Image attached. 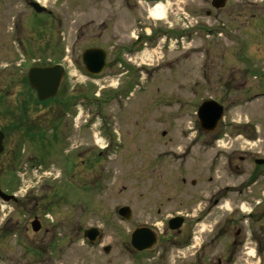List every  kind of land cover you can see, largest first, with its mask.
Masks as SVG:
<instances>
[{"label": "flooded vegetation", "instance_id": "1", "mask_svg": "<svg viewBox=\"0 0 264 264\" xmlns=\"http://www.w3.org/2000/svg\"><path fill=\"white\" fill-rule=\"evenodd\" d=\"M16 1L27 9L25 13L13 9L15 5L12 6L11 0H0L2 7H8L0 12L14 13L17 17L15 25H8L9 27L5 28L0 26V132L3 135L0 142V212L2 211L0 241L9 244L11 238H14L13 246H17L18 240L26 241L24 254L28 255V251H34L37 253L36 257L46 258L47 250L50 249L51 252H59L62 255L61 264L75 262V264H86V255L89 259L92 258L96 251L95 247L100 245L104 253L111 251L109 245L101 243L103 229L100 224L83 225V217L88 214L83 213L82 217L79 213H75L69 217L72 219L65 220L62 217L60 220L51 221L52 219H45L38 213H34V207L37 208L38 205L45 207L49 195L46 192L48 184L41 180L45 176V171L40 170L43 168L41 161H45V155L48 153L44 154L43 145L40 152L34 151L33 131L49 128L53 136L57 137V150L59 149L56 154H50L51 158L54 156L71 158L77 180L73 183V187L76 190H91L95 197H101L99 202L91 201L90 217L99 215L104 220H109L111 215L109 210L113 208L114 213H112L118 216L119 220H130H125L119 215V209L122 206L132 209L128 203L116 202L111 207L109 202L102 201L112 197L103 191L108 189V178L115 170L119 171L124 179L120 195L123 193L127 198L128 179L132 181V185L135 184L134 186L146 194L144 202L138 204L141 209L152 210L156 202L160 205L161 202L158 200H161V194L166 192L170 194L165 199L175 201L177 191L185 194L184 197L190 207L198 206L199 203L204 204L200 210L201 213L185 215L176 213L170 216L169 218L179 215L184 218L180 228L176 230H171L166 225V229L160 231L156 222L140 220L130 230L139 226L147 227V234L142 237L138 245L150 246L143 250L133 247L130 243L129 230L122 235L120 241L123 255L126 254L139 264H150L151 261H154V264H251L252 261L240 262V259L245 260L242 256L247 254L248 250H245L251 249V246H246L248 243L246 239L252 237L255 239L256 236L255 230L252 232L250 225H248V233L246 232L243 221L251 220L253 223H258L264 218V195L260 192L258 200L252 197L254 204L246 219L240 218L237 211L232 212L238 205L234 202L239 201L244 190L261 181L264 183V164L256 162V159L264 158V156L256 155L258 151L253 152L250 149H246L241 154L238 149L230 148L232 142L237 139L234 130L239 131L240 125L219 123L220 125L210 132L202 129L200 125L188 126L184 128L185 138L183 139L167 136L168 129L172 125H158L159 127L151 128V131L155 129L151 138H143L135 144L131 142L129 146L122 143L119 134L121 132L115 125H98V127L95 126L94 132L100 134L105 144H98L96 140L91 143L72 145L70 136L75 134L76 129L75 125L63 123L65 113L63 99L57 114V125H48L47 120H39L36 125L32 124L31 104L34 91L29 83V76L33 68L62 63L61 59H65L64 51L67 49L64 46L63 37L49 34L47 18L38 20L35 27L32 25L34 15L32 2H38V0ZM263 10L264 0H186L183 10L178 12L179 22L173 19L174 24H172L165 19L164 24L159 23L158 26H142L135 36L130 35L128 43L117 45L120 47V52H117L119 50L114 47L116 53L107 57L104 71L113 76H123L128 80H134L153 78L157 75L154 73L155 69L163 68L167 72L163 76L165 78L182 80L189 75L190 79L193 77L192 70L186 67L185 62H189L191 56L195 54L202 56V63L199 64L200 71L196 70L194 74L196 78H209L211 69L215 67L218 72L222 65L255 66L257 34L264 36ZM90 25L96 28L97 33L90 39L92 42L75 55L74 58L78 63H81L85 48L105 49L98 44L106 32L107 25L104 21L96 22L94 19H89L85 24L79 25L77 36H81L80 31L84 26ZM241 25L244 29L248 28L246 39L238 36ZM197 37L203 40L199 46L192 42V39ZM220 39L227 41L229 46L237 44L236 49L225 51L222 47L219 51L216 41ZM36 40L40 41L39 45H36ZM172 47L176 51L179 50L176 55L172 57L167 54V58L157 61L160 63H157L155 67H152V64L137 61L139 55L144 56L157 49L164 53L162 50L167 51ZM34 48L37 54L33 53ZM217 50L220 53L214 56ZM1 55L5 56L1 57ZM219 75L221 76L220 73ZM61 85L62 82L59 91L62 88ZM41 103L44 104L45 101ZM135 126V130L139 129V125ZM83 128L90 129L91 125H83ZM193 129H196V133L190 137ZM224 130L231 132L225 134ZM128 133L131 134V131ZM226 144L229 146L226 147ZM179 145H181L180 148ZM245 162L252 164V168L247 173L243 170V165L241 166V163ZM220 169L224 173L225 171L233 173L237 177L246 174V180L236 185L216 187L213 193L206 194L209 183L217 176L212 174ZM132 173L134 175L129 176ZM35 178L37 179L34 180ZM117 183L114 181V185ZM227 192L232 205L235 206L230 211V216L208 220L212 211L222 206ZM252 192V190H246L244 197L250 196V193L252 195ZM247 198L250 199L251 196ZM74 204L79 206V203ZM159 210L156 207V213H159ZM205 220L209 221L210 228L206 233L196 235L198 232L196 227ZM259 227L262 225L260 224ZM20 232H24L23 237L19 235ZM33 238L38 239L42 244L34 247ZM54 240L58 241L59 247L54 245ZM249 243L255 244L252 241ZM71 244L77 245L78 248V253L73 249V252L77 253L76 260L70 259L69 256L65 260V251ZM66 252L71 254L72 250ZM177 253H182L178 260L175 258ZM170 258H172L171 261ZM109 262H112L111 259ZM89 263H91L90 260Z\"/></svg>", "mask_w": 264, "mask_h": 264}, {"label": "rangeland", "instance_id": "2", "mask_svg": "<svg viewBox=\"0 0 264 264\" xmlns=\"http://www.w3.org/2000/svg\"><path fill=\"white\" fill-rule=\"evenodd\" d=\"M39 1L47 7L50 14H48V17L44 13L34 14L32 16V25L35 27L39 22L38 20H41V18H47V24L50 30L49 34L63 37L64 46L67 50L64 51L65 57H63L65 59L61 60L66 67V74L62 81L60 93H58L53 99L42 104L36 101L35 95L33 96L31 104L32 124L36 125L39 120H47V122L54 124L57 114L60 111V100L62 98H71L72 100L69 105L65 106L64 104V109H68L66 110L67 115H65L66 112L64 113L65 116L63 123L64 125H75V134L70 136V144L72 145H78L79 143L82 144L84 142L91 143L96 140H98V144H105L104 139L99 136L100 134L94 132L95 126L98 127V125H115V127L119 128V131L121 132L119 133L120 140L123 144L128 146L131 142L135 144L136 141H141L143 138H151L155 131V129L154 131H151V128L153 126L159 127L158 125H172L168 129L167 136L173 139H183L185 138L183 135L185 132L184 128L198 125L195 112L199 103L204 99L212 98L214 100L224 101H222L224 104V117L221 121L222 125L224 123H238V125H240L239 131L234 130L237 139L232 142L233 144L231 143L232 145L230 148L238 149L241 154L244 153L246 149H250V151L253 152L258 151L255 153L256 155L264 156L263 34H257L256 54L254 57L256 65H222L220 66V72L218 71L221 76L215 70V67H213L209 78H196L194 74L196 70L198 72L200 71L199 64L202 63V56H200V54H195L191 56L189 62H185L186 67L189 70H192L191 73L193 74V77L190 79L188 78L189 75H187L186 77H183L182 80H171L168 77H163L167 73L163 68H156L154 73L157 75H155V77L146 80L138 79L140 81L137 80L135 81L136 83L131 82L124 77L121 78L110 75L109 73H104L102 77H98L91 81L83 75L82 64L78 63L74 57L92 42L90 39L96 35L95 33H97V30L96 28H92L91 25L89 27L84 26L83 30L80 31L82 32L81 36H77L79 34V32H77L79 25L85 24L89 19H94L96 22L104 21L107 25L106 32L103 34V37L99 40L98 44L114 54V47L119 50L117 52H120L121 50L119 46L123 43L126 44L130 35L133 34L132 36H135L137 31L144 25L149 27L158 26L159 23L164 24L163 22L165 19L172 24H174L173 19L177 20L176 22H179L177 18L178 12L183 10L186 0H166L162 3L160 2L163 5V8L159 16L152 15V9L155 4L150 2L136 3V0H111L109 2H105L104 0ZM11 3H13L12 6L15 5L13 9H16L17 11L21 10V13L27 11L19 1L11 0ZM5 9H8V7L4 8L0 5V11ZM5 12H0V26L5 28L8 25H15V20L17 22L16 15L14 13ZM210 22H212V20H210ZM238 30L239 37H242L243 39L248 37L247 27L244 29L241 25ZM5 33L12 34L11 32ZM33 37L35 38V35H33ZM202 41L203 40L198 37L192 39V42H194L193 44L197 46L201 45ZM34 43L33 45H35ZM39 43L40 41L36 40V45H39ZM216 43H218L217 47L219 51H221L220 49L222 47L225 51H233L236 49L237 45L229 46L230 44L223 39L216 41ZM14 47L13 51L15 50ZM33 50V53L37 54L35 52L36 48ZM218 50L214 53V56L219 55L220 52ZM162 51L164 53L157 49L144 56L139 55L137 61L149 63L153 65L152 67H155L157 63H160L157 61L167 58V54H170V56L173 57V55H176L179 50L176 51L172 47L170 50ZM4 56L5 55H1V57ZM120 57L119 54V58ZM236 74L238 76H236ZM134 84L137 85L135 86ZM116 91L118 94L124 92L127 94L131 91V95H129L128 98H122L124 95L121 94L120 98L112 99L107 103L102 101L106 96ZM174 91L176 95L175 104L172 102V98L170 100L169 97ZM95 94H98V96ZM160 94L166 95L167 98H159L157 95ZM83 95H85V98H88V100L83 99ZM77 96L78 98L80 97V102L78 101L75 103L73 98H76ZM92 99H99L98 102H100L102 106V111H100L101 115L100 113H96L99 111L95 109L97 104H94L95 102ZM157 101L160 104H158ZM72 102H74V104H72ZM182 107L183 109H181ZM109 113L111 115V120H108L106 117ZM168 121L171 123L169 124ZM244 123L247 124L245 125ZM83 125H91V128L85 129L83 128ZM135 125H139V129L135 130ZM148 128H150V130H147ZM128 131H131V134H129ZM192 131L193 134H190V137L196 133V129H193ZM224 132H226L225 134H230L231 131L224 130ZM159 136L160 135H158V137ZM33 143L35 152H40L41 145H43L44 154L48 153L45 155V161H41L43 168L40 170L45 171V176L41 180L48 184L47 187H44H46V192L49 195L45 207L43 208L41 205H38L37 208L34 207V213H38L42 218L52 219L51 221L60 220L62 217L65 220L72 219L69 217H72V214L75 213H79L80 215L83 213L88 214L85 217H83L84 215H81L84 218L83 225L90 223L100 224L103 229L101 243L102 245H109L111 247V251L107 254L102 251L101 245L95 247L96 251L92 255V258L89 259V256L86 255V264H139L137 262L135 263L126 254L123 255L121 249V237L124 233L129 231L132 226L138 224L140 220L144 219L156 222V225L161 231L162 229H166V220L176 213L183 215L201 213L200 210L202 209V205H204L203 203H199L198 206L191 205L190 207L185 199L186 197H184L185 194L183 192L179 193L178 191L176 195L174 194L175 201L174 199H172V201L165 199V197L170 194L166 192L162 193L161 200H158L161 202L160 205L156 202L154 204L155 207L152 210L147 211L141 209L138 204L144 202L146 194L134 186L135 184L132 185V181L128 179L126 191L128 196L125 198L123 193L120 195L124 179H122L121 173L115 170L111 175L112 177L110 176V178H108V189L103 191L110 194L112 197L107 201H102L109 202L111 207L116 202L122 204L128 203L132 208L130 220H119L118 216L115 214L113 215V208L109 210V213L112 215L109 214V220H104L99 215H91L90 217L91 201L99 202L101 201V197H95L91 190H76L73 187V183L77 182V180L76 171L74 170V164L71 158L66 156H54L51 158L50 154H56L57 151L59 152V149L57 150V137L53 136L51 129L46 128L43 131L34 130ZM228 144H226V147L229 146ZM180 146L181 145L178 147L180 148ZM241 166L245 173L252 168V164L248 162L241 163ZM133 175L134 173L129 176ZM212 175L217 176L214 177L211 182L209 181V189L206 192L208 195L213 193V190H216V187L229 186L232 184L236 185L237 183H242L246 180V174L237 177L234 176L233 173L230 174L226 171L224 173L221 169ZM36 179L37 178L34 180ZM114 181H117L118 183L114 185ZM252 187L253 186H251L250 189H252ZM263 190L264 183L262 181L257 183L252 189V195L250 193L251 198L247 199V202L243 204L240 203V201H237L234 202V204H238L237 206L243 204L242 210L246 212L252 207V197L258 199L260 197V192L264 195ZM21 193H23V190H21ZM34 193L36 192L34 191ZM229 197V193L227 192L226 197L222 202V206L220 208H215L208 216V220H216L230 216V211H232L235 206L232 205L233 203H231ZM74 203H79V206L77 207ZM76 207L77 209L74 210ZM156 207L160 209L159 213H156ZM234 212L236 211L233 210L232 213ZM101 215L103 216L102 212ZM189 216L190 215H188V217ZM208 220H205L200 226L196 227V229H198L196 235L199 236L207 232V229L210 228V226H208ZM261 223L264 225V218L257 224L259 225ZM255 226L257 225L255 224ZM243 227H245L246 232L248 233L249 226L246 221L243 223ZM262 233L263 232L261 231L257 236ZM19 235H22L23 237L24 232H20ZM13 241L14 238H11L9 244L0 241V264H61L60 257H62V255H60L59 252H51V249L47 250L46 258L44 256L36 257L35 255H37V253L34 251H28L27 255V253L24 254L26 247H23V245H26V241L18 240L17 246H13ZM32 242L34 247H38V245L42 244L41 241L35 238H33ZM53 243L57 247L60 246L58 245L57 240H54ZM250 245L253 247V243H249L248 240L246 246L249 247ZM81 248L83 249V247ZM73 249L78 253L77 245L71 244L66 251L72 250V255L70 252L65 251V260L68 256L70 259L73 258L76 260L77 253L73 252ZM247 250L248 249H246V251ZM29 255L33 256L31 257ZM180 255H182V253H177V257L175 258L177 260L180 259ZM242 256L245 260L240 259V262L246 261L248 263L254 261L251 256H249L248 252ZM82 257L81 251V259ZM44 259H46V261ZM109 259H111V263L109 262ZM171 259L172 258H170V261ZM89 260L91 263H89ZM84 261L85 260L83 259V262ZM149 263L154 264V261ZM175 263H177V261ZM254 263L255 262H252L251 264Z\"/></svg>", "mask_w": 264, "mask_h": 264}, {"label": "water", "instance_id": "3", "mask_svg": "<svg viewBox=\"0 0 264 264\" xmlns=\"http://www.w3.org/2000/svg\"><path fill=\"white\" fill-rule=\"evenodd\" d=\"M33 7L37 12L43 11L44 8L39 7L33 3ZM105 53L99 49H87L83 53V62L85 70L91 75H100L103 72L105 65ZM63 75V68L61 65H55L46 68H33L31 76H29V82L31 86L36 90L37 98L39 100H45L52 98L58 89V84ZM197 116L200 125L203 129L210 131L217 127L220 118L222 117V107L213 100L204 101L197 111ZM2 134L0 133V142ZM259 163H264V160H258ZM119 213L125 218L130 217V211L127 207L120 209ZM182 222L181 217H175L169 220L170 228H177ZM147 234L144 228H138L132 232L131 241L132 244L137 246L139 241ZM137 244V245H136ZM143 249V246L137 247Z\"/></svg>", "mask_w": 264, "mask_h": 264}, {"label": "bare ground", "instance_id": "4", "mask_svg": "<svg viewBox=\"0 0 264 264\" xmlns=\"http://www.w3.org/2000/svg\"><path fill=\"white\" fill-rule=\"evenodd\" d=\"M162 8H163V5L161 3H156L152 9V15L159 16L161 14Z\"/></svg>", "mask_w": 264, "mask_h": 264}]
</instances>
